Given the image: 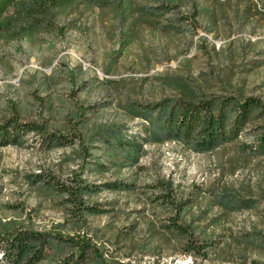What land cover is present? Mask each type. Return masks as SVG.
Instances as JSON below:
<instances>
[{
	"label": "rangeland",
	"instance_id": "374dc122",
	"mask_svg": "<svg viewBox=\"0 0 264 264\" xmlns=\"http://www.w3.org/2000/svg\"><path fill=\"white\" fill-rule=\"evenodd\" d=\"M35 1L0 20V122L36 126L0 146V224L87 237L88 264H264V0H61L41 22ZM210 97L234 107L227 138H173L162 107ZM79 177L102 186L93 214L63 192ZM191 239L207 257L184 253Z\"/></svg>",
	"mask_w": 264,
	"mask_h": 264
},
{
	"label": "trees",
	"instance_id": "16d2710c",
	"mask_svg": "<svg viewBox=\"0 0 264 264\" xmlns=\"http://www.w3.org/2000/svg\"><path fill=\"white\" fill-rule=\"evenodd\" d=\"M18 0H0V20L8 10ZM61 0H36L35 6L28 7L26 14L31 17V20L41 22L50 12L51 7L59 5ZM231 101L216 100L214 98H206L204 100H197L194 102H185L183 104H173L168 110L166 105L162 107L161 114L166 116V130L169 131L173 138L185 136L195 142V146L202 148H213L217 142L227 138V127L230 126V119L234 107L230 105ZM250 103L241 104V115L239 116L238 126L235 135L238 133L240 127L251 119ZM36 129L33 124H22L17 118H11L7 121L0 122V146L17 145L21 139ZM150 140L162 141V137L156 134H149ZM133 138L125 139V143L121 140L119 145L124 146L123 149L125 157L137 162L141 153V146L138 142H133ZM149 138L146 139V141ZM264 144V138H263ZM108 149L118 148L113 144L107 146ZM76 188H66L63 190L68 195L70 203L76 205V208L83 211V214H93L94 207L89 205L85 196L90 195L94 191H98L102 186H90L84 178L79 177L76 180ZM103 187L108 189H118L121 187L118 183L105 184ZM82 214V215H83ZM180 226V225H179ZM179 232L184 236L191 237L193 232L188 230L187 225L179 227ZM60 238H62L60 236ZM74 243L68 244L58 243V238L55 240L45 230H35L32 227H24L16 230L12 229V225L2 223L0 224V264H35L48 259L52 253L60 252V260L58 264H88V255L95 252L90 239L87 237L69 238ZM75 247V252L65 254L63 248L69 246ZM185 254L201 255L207 257L210 251L211 244L202 241L201 243L188 241L183 246ZM96 264H102L97 262Z\"/></svg>",
	"mask_w": 264,
	"mask_h": 264
}]
</instances>
